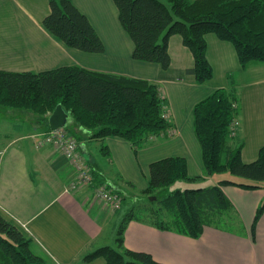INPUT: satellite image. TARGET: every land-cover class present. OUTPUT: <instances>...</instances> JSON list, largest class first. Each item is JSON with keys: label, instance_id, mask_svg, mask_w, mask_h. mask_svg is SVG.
Instances as JSON below:
<instances>
[{"label": "crops", "instance_id": "0c3cea01", "mask_svg": "<svg viewBox=\"0 0 264 264\" xmlns=\"http://www.w3.org/2000/svg\"><path fill=\"white\" fill-rule=\"evenodd\" d=\"M71 1L96 27L106 46L103 54L68 48L49 34L42 26L49 11L48 0H0V70L38 73L62 66H80L148 80L160 86L175 127L170 139L134 152L122 138L92 139L70 117L69 127L76 135L79 151L92 171L100 176L98 180L118 193H134L136 187L143 192L148 188L150 164L168 157L185 158L190 177H203L193 110L214 91L229 88L230 74L240 96L238 137L244 143L242 160L245 163L257 160L264 147V65L243 70L234 46L208 34L207 57L214 74L210 81L199 84L188 74L194 67V57L181 36L170 38L172 63L164 70L160 65L132 58L133 43L120 26L112 0ZM15 116H11L12 131L0 122V213L33 240L34 252L45 256L50 264H107L102 257L89 262L84 257L109 246L106 225H119L124 214L121 210L113 213L103 202L96 201L93 188L69 191L75 176L70 161L60 149L43 142L45 128L19 134L24 127L15 123ZM103 145L107 146L109 163ZM200 180L214 186L223 179L214 175ZM197 183L182 182L170 190L190 188ZM223 191L237 212L240 230L208 226L200 238L194 239L135 219L125 230V247L149 253L161 264H264V213L256 225L255 236L252 235L254 218L264 202V183L256 190L224 186Z\"/></svg>", "mask_w": 264, "mask_h": 264}, {"label": "trees", "instance_id": "16d2710c", "mask_svg": "<svg viewBox=\"0 0 264 264\" xmlns=\"http://www.w3.org/2000/svg\"><path fill=\"white\" fill-rule=\"evenodd\" d=\"M112 1L118 10L120 26L133 43L132 58L136 61L154 63L168 70L172 63L169 40L179 35L194 57V67L188 74L204 84L214 74L206 41L208 34H214L234 46L243 70L264 65V0ZM48 7L42 26L55 39L88 54L106 51L96 27L71 0H48ZM228 80L229 88L218 89L196 104L194 131L202 151L203 177L229 173L239 181L223 179L206 188L170 190L179 183L196 182L203 177H190L188 162L183 157L152 162L148 188L142 192L150 200L134 204L123 215L115 247L98 248L84 257L85 262L102 257L107 264H161L149 253L125 247V230L135 219L194 239L200 238L208 226L228 229L231 224H239L237 212L223 187L262 188L264 147L256 161L242 160L244 143L239 140V127H236L240 96L232 74ZM60 104L73 123L89 132L92 139L122 138L134 152L175 134L162 90L148 80L80 66H62L38 73L0 70V105L53 113ZM41 118L45 129L50 131L48 118ZM66 130L76 136L69 125ZM107 150L103 145L102 151L109 157ZM93 175L98 185L107 184L98 180L100 176L96 173ZM162 189L169 192L160 197L156 193ZM263 213L264 202L254 218L253 237ZM32 242L16 223L0 213V264H50L32 250Z\"/></svg>", "mask_w": 264, "mask_h": 264}, {"label": "rangeland", "instance_id": "374dc122", "mask_svg": "<svg viewBox=\"0 0 264 264\" xmlns=\"http://www.w3.org/2000/svg\"><path fill=\"white\" fill-rule=\"evenodd\" d=\"M0 113H2V114H0V118H1L0 122L2 124H4L6 127H8L9 129L14 124L11 116L15 115V114L17 115V116H15L17 118V120H16L17 122H15V123H17L20 127H24V130L22 128V130H20L21 132L19 134H22L23 131L25 132V134H31L32 131H38L40 129L39 127L46 128L45 122L42 120L41 117H47L49 120V117L52 114V113L42 112V110L39 111V113H38L36 111H30L28 109L13 108V107L5 106V105H0ZM8 116H9V118H7ZM8 122H9L10 127L8 126ZM17 128H19V127H17ZM62 130L66 133L67 137H69V135L74 136V135H72V133H70L68 130H66V128H63ZM10 131H12V129H10ZM45 132L47 133L48 131H45ZM136 155L138 156V154H136ZM110 161H111L110 157H108L107 163H109ZM74 172H75V170H74ZM139 176H140V179L143 180L144 176H143L142 172L139 173ZM216 177L218 179H238L239 180V178H236V177L230 175L229 173L217 174ZM75 181H76V175L74 176V179L71 183H75ZM196 182H199V183H197V185H194L190 188H206V187L213 186V183H211V182H204V181L202 182V180H199ZM76 188L79 190L81 188H88V187H86L84 185H80V186H77ZM120 193L122 194L121 196L123 199V204H122V208H121L122 210L120 209L122 214L127 213L134 204H136V203L142 204V203H146L150 200L149 195L143 194L139 190V187H136V190L134 193L131 192L130 194H128L127 192H124V191H121ZM167 193L168 192H166V190H160V192L158 193V191H157L156 194L157 195L159 194L160 196H164ZM93 197L96 201L101 202L96 197L95 194ZM111 211L113 213H115L117 210H111ZM118 226L119 225H116V223H115V226L113 224L106 225V238L108 240L107 242H108L109 246L115 247L114 240H115V236H116V233L118 230ZM230 228L234 229V230H240L239 226L233 225V224L230 225ZM31 247H32V250L34 251L33 242H32ZM39 256H41L44 259H47L43 255H39Z\"/></svg>", "mask_w": 264, "mask_h": 264}, {"label": "built area", "instance_id": "2783aa9c", "mask_svg": "<svg viewBox=\"0 0 264 264\" xmlns=\"http://www.w3.org/2000/svg\"><path fill=\"white\" fill-rule=\"evenodd\" d=\"M239 125L240 123L236 122V127ZM43 142L52 144L60 149L73 166L76 181L69 185V191L77 190L76 187L80 185L90 188L94 187L93 171L79 151L78 140L74 136L69 135L67 137L62 129L50 130L45 133ZM93 194L111 210H120L122 207L123 199L121 194L107 184L94 187Z\"/></svg>", "mask_w": 264, "mask_h": 264}, {"label": "water", "instance_id": "95a60500", "mask_svg": "<svg viewBox=\"0 0 264 264\" xmlns=\"http://www.w3.org/2000/svg\"><path fill=\"white\" fill-rule=\"evenodd\" d=\"M70 116L64 110L63 106L60 104L56 107L54 112L50 115L48 123L51 130H58L66 128L69 125ZM155 200V198H151Z\"/></svg>", "mask_w": 264, "mask_h": 264}]
</instances>
